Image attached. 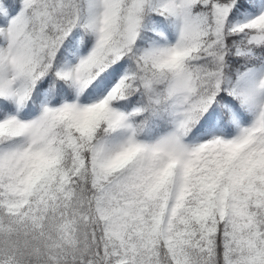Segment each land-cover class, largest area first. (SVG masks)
<instances>
[{"label":"snow or ice","instance_id":"snow-or-ice-1","mask_svg":"<svg viewBox=\"0 0 264 264\" xmlns=\"http://www.w3.org/2000/svg\"><path fill=\"white\" fill-rule=\"evenodd\" d=\"M0 264H264V0H0Z\"/></svg>","mask_w":264,"mask_h":264}]
</instances>
